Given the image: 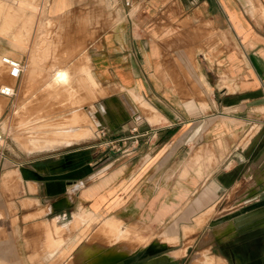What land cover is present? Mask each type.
Listing matches in <instances>:
<instances>
[{"label": "crops", "instance_id": "1", "mask_svg": "<svg viewBox=\"0 0 264 264\" xmlns=\"http://www.w3.org/2000/svg\"><path fill=\"white\" fill-rule=\"evenodd\" d=\"M59 1L54 17L73 9V0ZM136 3L142 7L136 24L110 31L90 52L95 78L113 90L102 100L125 98L121 106L98 105L106 117L102 128L109 137L117 136L108 143L113 150L97 161L81 151L38 166H15L24 196L58 207L59 217L43 225L46 249L54 233L64 230L58 222L74 206L104 219L160 227L189 207L210 208L238 194L246 171L259 162L257 172L264 175V0ZM190 80L196 81V95L202 100L189 101ZM202 80L212 89L207 98ZM128 91L143 97L156 111L149 116L159 122L133 117L126 106ZM132 107L136 116L144 113L138 104ZM257 126V133L245 142ZM6 203L0 204V262L25 264L28 255L20 242L30 224L24 220L29 213L17 223ZM239 220L234 235L252 223L248 217ZM166 234L173 237V228ZM225 243L220 247L239 248Z\"/></svg>", "mask_w": 264, "mask_h": 264}, {"label": "rangeland", "instance_id": "2", "mask_svg": "<svg viewBox=\"0 0 264 264\" xmlns=\"http://www.w3.org/2000/svg\"><path fill=\"white\" fill-rule=\"evenodd\" d=\"M60 3L59 0H55L54 4L52 0H0V78L5 80L4 86L11 87L15 94L12 99L0 95L4 103L0 113V126L7 136V140L0 143V204L10 203V212L17 223L22 214L25 216L29 213L24 220L30 224L24 231L23 241L20 242L22 252L28 255L23 259L25 264H87L83 254L78 255L81 250L103 249L112 256L127 253L136 244L139 247L149 244V247L146 250H137L124 264H144L165 256L168 261L161 264H206L208 260L211 264H264V219H261L264 218V175L261 176L258 174L260 171L257 172L262 162L255 165L254 170L249 169L251 173L246 171L250 163L245 165L244 171L247 174L241 180L238 194H229L220 204L210 208L194 210L189 207L169 224L160 227L126 224L115 217L104 219L85 208L74 206L68 209L67 217L58 222L63 225L64 230L59 235L54 233V239L49 241L51 244L46 249L43 225L59 217L58 207L54 208L53 204L41 205L38 201L24 196L22 185L17 182L18 173L15 166L22 163L28 164L29 167L38 166L43 161L81 151L93 154L94 161H97L113 150L114 146L108 147V143L117 139V136L109 137L108 129L102 128L106 117L101 116L98 105L103 102L121 106L122 101L125 103V98L121 95V101L117 97L102 100L113 90H106L95 78L89 63L90 52L92 48L100 45L101 38L110 31L128 22L131 25L133 22L136 24V18L142 12V7L136 0H73L71 11L60 17L52 16L60 11ZM258 4L260 6L259 2ZM7 14L10 23L8 18L6 19ZM5 58L22 63V74L6 67L3 63ZM53 59L74 69L75 78L81 86L79 99L82 103L71 105L72 111L69 113L73 114V118L68 120L73 124L70 134L75 140L71 146L63 145L60 141L61 146L51 150L28 151L16 137L19 125L15 120L19 115L20 93L30 89V94L38 92L41 95L43 83H39L44 79V73L49 71L47 68L55 64ZM44 69L46 71L43 72ZM202 84L206 97L212 89L206 81L202 80ZM0 85L1 90L4 86L1 83ZM35 85H40V88ZM190 90L189 101L197 102L198 99H203L202 96L196 95V81L190 80ZM127 94L129 100H126V106L130 114L138 121L150 117L152 123L154 117L149 115L154 111H149L147 101L135 92L128 91ZM58 98L62 99L63 96H57ZM131 103L138 104L144 113L136 116ZM62 107L63 105H60L57 108L60 110L64 108ZM57 108L56 112H59ZM205 108L207 110L208 107ZM260 112L264 116V109ZM75 115L81 118L77 119ZM190 115L195 117L198 114ZM255 128L245 142L249 141L260 127ZM207 150L206 154H209ZM194 151L197 153V149ZM212 164L213 161L210 160L208 166L212 167ZM101 169L99 165L96 171L100 172ZM74 215L75 223L71 226ZM245 217L250 218L252 223L238 229V236L234 235L236 223ZM112 221L114 227L110 234ZM16 226L19 228V224ZM172 228L173 237L166 234ZM138 229L147 238H143L136 231ZM115 232L116 238H119L118 241L115 240L118 243L116 245L111 241ZM221 236H225V239H221ZM229 239L231 241L225 243V240ZM222 243L239 245V248H221ZM220 255L225 256L227 261ZM247 256L249 260H244Z\"/></svg>", "mask_w": 264, "mask_h": 264}, {"label": "bare ground", "instance_id": "3", "mask_svg": "<svg viewBox=\"0 0 264 264\" xmlns=\"http://www.w3.org/2000/svg\"><path fill=\"white\" fill-rule=\"evenodd\" d=\"M0 13H1V10H0ZM8 15L9 14H7L6 19L8 18L7 20L9 22ZM5 30H7V28ZM43 34H44V31H43ZM53 62L55 64L52 63L53 66L52 67L49 66L47 68V70L49 69V71L44 73L45 77L39 83L40 85L41 83H43V85H41L42 86L41 95L38 92H34L30 94L29 92L30 89L28 88H27L28 89L27 91L20 93L21 97H20V104H19L20 105L19 115H17V119L15 120L16 123L19 125L18 126L19 131L16 137L18 140H20V144L23 145L25 149H27L28 151L35 152V151H41V150L42 151L51 150V149L57 148L58 146H61V144L59 145L60 141L63 143V145L71 146L75 140V139L73 140L72 138L73 136H71L70 134V131L73 128L72 127L73 124H71V122L68 120L73 118V114L71 115L69 113L72 111L71 105L75 106L79 102L82 103V101L80 100L81 97H79L81 96V93H82L79 91L81 89V86L78 84L77 79L75 78L74 69H72L69 65H66V66L62 65L60 61L56 62V60H54ZM44 71H46V69H44L43 72ZM3 81L5 80L3 78H0V83L3 84L4 86ZM40 85L39 87H37L36 85L35 86L37 88H40ZM5 87L6 86H4L3 88ZM37 90L39 91V89ZM57 96H63V98L57 99ZM60 105H63L64 108L62 107L63 109L59 110L57 107L58 106L60 107ZM147 106L149 108V111L156 112L155 109L149 103ZM3 108H4V103L2 99H0V113L2 112ZM56 108L59 110V112H56L57 111ZM33 117H36V119H34ZM75 118L78 119L81 117L80 116L77 117V115H75ZM30 122L31 124L29 125L28 123ZM154 122L155 123L159 122V119L157 120L156 118H153L152 123ZM27 124L29 126H27ZM101 125H100V128H101ZM113 227L114 225L112 221V224L109 227L110 234H112ZM107 237L110 239V236L108 233H107ZM115 240L117 241L119 240V238H116V232H115V236L114 237L112 236V239H111L112 244L116 245L118 243L117 241L115 242ZM148 247H149V244L143 247H139L138 244H136V246H134L129 252L120 254V255L115 254L112 256L109 255L103 249H99V250L84 249V250H81L78 253V255L83 254V257H85L84 261L87 264H124L125 263L124 261L130 258L131 256H133L134 254H136L137 250H142V249L146 250ZM167 261L168 260L166 259V256H165L164 258L160 257L158 259H154L149 262L147 261L144 264H161ZM206 264H211V262L208 260Z\"/></svg>", "mask_w": 264, "mask_h": 264}, {"label": "built area", "instance_id": "4", "mask_svg": "<svg viewBox=\"0 0 264 264\" xmlns=\"http://www.w3.org/2000/svg\"><path fill=\"white\" fill-rule=\"evenodd\" d=\"M3 63L10 70L22 74V71H23V64L22 63H20L16 60H13L12 58H5L3 60ZM0 95L4 96L6 98L12 99V98H14L15 94H14V91L11 87H5V88H1ZM6 140H7V136H6L5 132H3V130L0 126V143L2 144Z\"/></svg>", "mask_w": 264, "mask_h": 264}, {"label": "flooded vegetation", "instance_id": "5", "mask_svg": "<svg viewBox=\"0 0 264 264\" xmlns=\"http://www.w3.org/2000/svg\"><path fill=\"white\" fill-rule=\"evenodd\" d=\"M129 263V262H128ZM127 264V263H126ZM134 264H136V263H134Z\"/></svg>", "mask_w": 264, "mask_h": 264}]
</instances>
